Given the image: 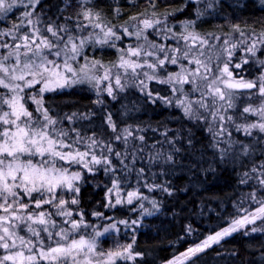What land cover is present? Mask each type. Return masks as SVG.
Listing matches in <instances>:
<instances>
[{
	"label": "trees",
	"instance_id": "16d2710c",
	"mask_svg": "<svg viewBox=\"0 0 264 264\" xmlns=\"http://www.w3.org/2000/svg\"><path fill=\"white\" fill-rule=\"evenodd\" d=\"M93 1L99 12L113 25L126 24L132 17H142L147 9L153 7L173 13L184 2ZM62 2L42 0L36 5L35 12L40 14L41 19L45 12L62 15L78 12L79 5L75 4V0H67L71 6L61 9ZM191 6V3H187L174 14L173 19H193ZM249 8L250 5L237 8V14L250 24H257L260 22L258 16ZM3 19L5 26L0 27V31L12 27L13 18ZM216 20L208 18L207 22L214 25L217 24ZM46 21L40 25L46 27L53 22ZM207 22L200 21L201 25L195 27L207 31L210 27ZM26 27L21 32L27 31ZM249 67L252 66L243 64L240 67L244 71L242 73H246L243 76L255 77L253 69ZM156 88L153 84L150 93H143L137 84L131 86L126 82L122 89L115 88L112 96L102 91L101 97L94 95L93 98L92 91L79 86L69 91L46 92L43 96L44 106L52 112L56 111L57 119L62 120L57 126L67 128L72 139L76 138L77 132L83 137V144L79 145L81 150L94 136L98 142L93 149L95 154L98 157L107 156L111 161L110 165L102 163L93 166L91 173H82L84 179L80 184L78 204L86 217L84 220L91 213L102 214L94 216L97 231L116 224L115 231L106 238V249L103 251L122 250L132 244L134 258L118 259L116 264L165 262L236 218L238 203L243 201L245 208L254 209L256 205L250 204L246 198L249 193L255 191L258 197L264 196V189L257 180L259 172L251 171L254 165L259 166L264 162V133L252 129L251 135H248L242 128L239 130L241 134L237 132V125L259 122L260 118L254 114L241 115L243 108L249 104H260L257 97L250 102L237 101V104L234 99L233 108L227 107L226 100L222 101L221 108L216 107L217 102L213 104L212 97L206 109L193 103V112L187 115L177 101L187 97V100L195 102L204 91L193 92L188 88L186 97H182L170 92L169 88ZM216 110L219 113L213 119L211 113ZM109 115L115 130L107 122ZM219 115L225 119L221 121ZM62 116L73 118L71 122L67 119L63 121ZM228 116L233 117L230 123ZM125 129L131 135H127ZM117 136H120L119 140ZM242 145L248 146L247 155ZM108 147L112 148L111 153L107 151ZM169 156L171 160L167 159ZM105 168L109 170L106 172ZM245 173L249 174L248 178L244 176ZM117 179L121 197L126 198L128 192L136 191L140 198L133 199L131 204L125 206H109L112 205L109 198L114 199V190L110 193L109 189L113 180ZM243 179H247V183H241ZM144 209L151 214H146ZM107 217L109 221L105 222ZM120 221H127V224ZM133 221L136 223L133 224ZM252 227L264 228V225L257 221L255 225L245 226L198 254L194 261L198 264H264V231L252 232Z\"/></svg>",
	"mask_w": 264,
	"mask_h": 264
},
{
	"label": "snow or ice",
	"instance_id": "6c2138e0",
	"mask_svg": "<svg viewBox=\"0 0 264 264\" xmlns=\"http://www.w3.org/2000/svg\"><path fill=\"white\" fill-rule=\"evenodd\" d=\"M40 0H0V15L6 16L12 12L14 8L23 6V11L19 24H13L10 29L0 31V37L10 36L13 43L0 42V249L4 250V254L0 255V264H116L118 259L132 260V244L123 247L122 250L108 252H97L96 239L89 238L86 235L80 234L81 230H85L89 225L85 224L82 213L80 219H71L72 211L67 210L66 206L71 203L76 205L78 199L73 196L71 201L63 199L58 190L67 189L72 193L78 194L80 188L77 182L82 179L81 171L72 170L73 165L82 166L88 172L93 171V166L105 164L110 165L111 161L107 156L98 157L93 149L97 147V140L90 137V143L84 144V150L80 146L83 144V137L77 132L76 138L72 139L68 132L58 129L57 124L62 123L61 119L53 118L49 114V109L44 107L43 93L54 91L59 88H64L77 83H93L94 87L99 88L102 81L109 80V70L105 69V74L102 77L92 75V71L97 66L103 67L99 61H93L91 66L88 63L81 65L79 70L72 66L71 62H75L80 56L81 50L85 43L91 40V36L79 38L73 35V28L67 23L56 24L54 21L49 22L42 30L38 25L43 23L40 14L35 12L36 5ZM66 6H71L67 4ZM211 7V4L209 5ZM31 9V10H28ZM119 12V9L116 10ZM82 15L88 24L93 28H99L103 32V39H97L96 43L101 45H109L115 47V44H109L113 38L120 40L121 36L114 31L115 26H102L101 23L94 22L99 20L97 13L95 18L91 9H84L78 13ZM202 15V13H198ZM66 20L70 17H66ZM131 19L135 20L136 17ZM143 28L135 33L139 39L145 29L153 28L154 25L161 23L160 20L144 19L141 21ZM195 21H188L185 27L194 24ZM30 26L28 31L23 35L18 33L25 27ZM87 25L76 23L75 28L78 31H83ZM235 31L240 30L239 25H233ZM169 31H171L169 29ZM51 34V37L56 38V43H53L48 36L43 33ZM63 33L64 35H61ZM126 35H132L127 28H124ZM243 36L244 33L240 32ZM67 37L66 39L64 37ZM184 40L192 39L194 42L199 40L201 47L208 44L207 39L189 33L188 35L181 34ZM144 39L147 41V37ZM15 41H20L19 43ZM227 44V41H225ZM259 43L264 45V38L259 39ZM62 45V47H61ZM155 47V45H151ZM237 45H231V49H235ZM47 50V53L45 52ZM246 52L253 56L256 54V42L247 47ZM143 51V45L127 49L129 56H140ZM165 53L163 59L158 58V65L163 66L165 61H170L175 65L178 63L176 55L169 57L163 46L159 49ZM174 53L180 49L172 50ZM192 51L191 47L183 53L185 58ZM229 60L233 55L232 50L225 49ZM145 56L155 55L153 52H143ZM205 53L201 51L199 56H193L189 64H195L193 69L185 68L181 65L180 72L169 74L167 80L160 81L161 83H175L183 86L184 84H192L193 92L201 91L197 80L204 82L206 92H202V98L199 101H190L186 99L178 100V106L183 107L185 114L191 115L193 112V103L199 105L200 108H207L208 105L203 102V96L208 95L213 98L218 97L221 101L227 102L228 108H233V97L236 89L256 90L253 95L260 98V104L253 106L249 104L243 108L241 113L254 114L260 118L257 123L247 125H237V130L241 128L245 133L251 135L252 129H259L264 133V75H261L256 80L234 79L232 71L229 70L228 64L220 70V74L209 82V76L212 74V68L203 57ZM49 56L61 58L49 59ZM87 59V58H85ZM208 61L211 57L206 58ZM243 63L247 64L248 60L244 59ZM264 65V61H260ZM120 68L125 71L131 69L133 73L136 69L143 68V64H139L131 59L121 57L119 64ZM147 67L156 69L157 64L148 63ZM240 64H236L235 68L239 69ZM203 69V72H201ZM68 74H71L69 76ZM149 80L154 79V76L144 73ZM227 78H223V77ZM42 84L38 93L31 95L27 94L26 90L32 89L35 85ZM117 87L123 88L121 78L115 79ZM143 84V81H141ZM107 93L112 95L113 88L109 84ZM177 91V89H173ZM39 95V98H37ZM32 101L36 107L30 111L27 102ZM170 102V101H169ZM215 104V99H213ZM7 108V110H4ZM34 112L36 115H34ZM219 110L211 113L213 119L218 116ZM75 115V114H73ZM72 116H66L63 119L72 120ZM203 119V117H200ZM219 119L223 121L225 117L219 115ZM231 121L233 117L228 116ZM107 122L115 130V125L112 123L111 115L108 116ZM211 130V129H209ZM72 131H76L73 129ZM127 135H131L128 129L124 130ZM222 133H217L221 135ZM127 137H125L126 139ZM117 140L120 136L116 137ZM139 139L143 140V137ZM245 155L248 154V146L242 145ZM107 151L112 152V148L108 147ZM224 151L222 150V155ZM117 156L120 153H116ZM171 160V156L167 158ZM109 168H105L107 172ZM253 173L259 172L257 180L261 189H264V162L259 166H253ZM143 173V169L140 170ZM246 178L249 177L245 173ZM241 183H247V179H243ZM116 192V204H121L123 201L119 197L120 187L119 181L113 180L111 193ZM139 193L136 191L127 193V203L131 204L133 199H138ZM250 204L257 205L253 208H245L243 201L236 205L237 217L233 218L227 227L217 231L214 235H209L200 244L188 248L179 256L174 257L168 264H185L197 253L203 252L206 248L214 243H219L224 237L230 236L232 233L245 228L247 225H255L260 221L264 225V196L258 197L253 191L246 197ZM27 199L28 202H25ZM44 206L54 208L55 212L41 210ZM109 206H113L109 204ZM155 207V202H153ZM146 214H151L147 209H144ZM100 216L101 213H93ZM53 216L67 217L61 221V224L67 225L62 227L57 224ZM127 224V221H120ZM133 224L136 222L133 221ZM59 228L58 231L54 229ZM110 229H116V224H110L102 232H96L95 236H101L108 233ZM252 232L264 231V228L252 227ZM25 232L26 235H20V232ZM78 237V238H77ZM135 255H140L136 253Z\"/></svg>",
	"mask_w": 264,
	"mask_h": 264
},
{
	"label": "rangeland",
	"instance_id": "374dc122",
	"mask_svg": "<svg viewBox=\"0 0 264 264\" xmlns=\"http://www.w3.org/2000/svg\"><path fill=\"white\" fill-rule=\"evenodd\" d=\"M42 0H40L41 2ZM27 0H25V3ZM193 2V3H192ZM187 3H191V8H193L194 11V18L193 19H183L181 21L173 19L175 18V13L181 11L183 6H185ZM67 0H63L61 4V9L63 7H66ZM75 4L79 5L78 12L71 13V15H62L57 14L55 12H45L43 15L44 18H42L43 22L52 20L56 21V23L59 24H65L67 23L70 27L73 28V35L78 36L79 38H85L91 36V40L86 42L84 47L81 50L80 56L77 57L75 62H71L72 66L79 70L81 65L88 63L89 66H91V63L93 61H99L103 67L97 66L96 69L92 71V75H95L97 77H102L105 74V69L109 70V80L102 81L99 85V88L94 87L95 82L93 83H77L72 84L71 86H67L64 88H59L54 90L55 92L58 91H69L72 90L74 87L77 86L84 88L88 91H92V95L94 98V95L96 97H101V92L104 91L107 94V87L109 84L112 85L113 93H115V88L117 87L115 84V79L117 76L121 78V84L125 85L126 82H128V85H135L137 84L141 91L143 93H150L151 89L150 87L154 84L157 88L158 87H166L169 88L170 92L174 93L175 95H180L182 97H186L188 88L190 90L193 89L192 84H184L183 86L173 83H161L162 80H167L169 74H174L177 72H180L181 65H183L185 68L193 69L196 67V65L189 64V61L192 60L193 56H199V53L203 51L205 55L203 57H199L202 60H206L212 68V74L209 76V82L211 79H214L217 75L220 74V70L224 67L225 63L228 64L229 70L233 73L234 79H241L240 77L236 76V73L239 72L237 68H235L236 64H240L241 66L245 63H243L244 59L248 60L247 64H250L252 67H249V69H253V75L255 77L250 79H244V80H256L261 75H264V65L260 63V61H264V45L259 43V39L264 38V0H184L183 4L175 10L173 13H170L168 10H159L156 9L157 7L150 8L149 10L145 12L146 15L142 17H137L135 20L131 19L126 24H120V25H113L111 21L108 20V18L105 19L104 15H102L101 12L97 9L96 4H94L93 0H75ZM74 4V5H75ZM185 4V5H184ZM211 4V7L209 6ZM246 5H250L249 10L254 11L255 15L258 16V19L260 22H257V24H250V21L243 20L240 16V14H237V8L243 9ZM84 9H91L93 13V17L95 18L96 14H99V20L94 22L101 23L102 26L107 27H113L114 31L117 32V35L121 36L120 40H115L114 38L109 41V44H115V47H110L109 45H101L97 44V39H103V32L99 28H93L91 25L88 24V21L84 19L82 15H78V13L82 12ZM25 11V8L23 6H20L19 8H14L12 12L8 13L6 16L0 15V27L5 26V19L11 17L13 24H19L20 17ZM198 13H202V15H198ZM175 14V15H174ZM245 14V13H244ZM66 17H70V19L66 20ZM208 18H215L217 24H209L207 22ZM149 19V20H160L161 23L158 25H154L153 28L145 29L140 38L138 39L135 33L139 31L141 28H143V25L141 23L142 20ZM46 21V22H47ZM188 21H195L194 24L188 25L187 28L185 27V23ZM200 21L207 22L209 27V30L202 31L201 29H197L196 25H201ZM76 23H81L84 25H87V27L84 28L83 31H78L75 28ZM43 25V24H42ZM38 25L42 30L45 28V26ZM233 25H239L240 30L235 31L233 29ZM27 29L30 28V26L26 25ZM11 28V27H10ZM124 28H127L129 33H132V35H126L124 33ZM169 29L171 31H169ZM25 30L22 32L20 31V35H23ZM28 31V30H27ZM240 32H243L244 35L241 36ZM18 33V34H19ZM189 33H192L193 35H196L200 37L201 39H207L208 44L201 47L200 41H193L191 38L188 40H184L181 37V34L188 35ZM44 35L48 36L49 39L53 41V43H56V38L51 37V34L44 32ZM61 35H64L61 33ZM147 37V41L144 39V37ZM67 38L66 36L64 37ZM1 42H8L13 43L12 38L10 36L2 37L0 38ZM227 41V44L225 43ZM19 43L20 41H15ZM253 42H256V54L253 56L251 53L246 52V48L251 46ZM237 45L235 49H231V45ZM143 45V51L140 56H129L127 53V49L129 47L136 48ZM151 45H155V47H152ZM163 46L165 49V52L169 57L172 55H176L178 59V63L173 65L170 63V61H165V64L163 66L158 65V58L163 59L165 53H162L159 51L160 47ZM62 47V45H61ZM191 47L192 51L189 53L188 57L185 58L183 56V53L188 50V48ZM179 48L180 51L174 53L172 50ZM225 49L232 50V57L231 60H229L228 54L225 51ZM0 51H3L0 49ZM47 53V50H45ZM143 52H153L155 55L152 56H145L143 55ZM123 56L124 59H131L139 64H143V68L136 69V72L133 73L131 69H128L125 71L124 68H120L119 64L121 61V57ZM211 57V60L208 61L206 58ZM87 58V59H85ZM49 59H57L58 61L61 60V58H56L49 56ZM148 63L157 64L156 69H150L147 67ZM148 73L150 76H154V79L149 80L147 76L144 75V73ZM201 72H203V69H201ZM71 76V74H68ZM223 78H227L226 76ZM141 81H143V84H141ZM197 84L199 85L201 91L206 92L207 89L204 88V82L197 80ZM188 86V87H187ZM42 87V84L35 85L32 89L26 90L27 94L31 95L33 93H38L39 88ZM156 88V89H157ZM177 89V91H173V89ZM0 91H3V89H0ZM235 95L233 97V100L235 99V103L237 104V101L240 102H250V100H254V97L256 96L257 99L260 101L259 96L253 95V93L256 92V90L245 92V94H239V90H234ZM46 93V92H45ZM43 93V96L44 94ZM190 94V93H189ZM110 95V96H112ZM37 98H39V95H37ZM202 98V97H201ZM201 98H197L196 101L201 100ZM212 98V96L205 95L203 96V102L206 104L209 102V100ZM215 102H217L218 108H221L222 101L215 97ZM192 100V99H191ZM261 102V101H260ZM27 106L30 111H33L36 107V105L32 101L27 102ZM45 107V106H44ZM46 108V107H45ZM49 109V108H47ZM4 110H7L5 108ZM237 113V112H236ZM49 114L53 118L58 117V113L56 111H51L49 109ZM34 115L36 113L34 112ZM64 117V116H62ZM60 118V117H59ZM64 121V119H63ZM72 120H69L71 122ZM231 121H228L230 123ZM58 129H62L66 131L67 128H65L62 125H56ZM109 129V128H108ZM68 131V129H67ZM66 131V132H67ZM239 134H241V131H237ZM262 133V132H261ZM72 170L74 171H81L84 174H88L86 169H82V166L79 165H73ZM85 170V171H84ZM91 173V172H89ZM93 172L92 174H94ZM83 176L81 181L83 180ZM81 181L77 182V186L80 188ZM59 195L67 200L71 201L73 196H75L77 199L79 198V193H72L68 191L67 189L60 191L58 190ZM120 193V192H119ZM114 199L109 198L110 201H112V205H124L128 204L127 197H119L123 201L121 204H116V192L114 190ZM107 200V199H106ZM108 201V200H107ZM25 202H28L27 199H25ZM108 203H110L108 201ZM257 206V205H256ZM255 206V207H256ZM67 210L72 211L73 216L71 219H80V214L82 213V218L84 220L85 215L81 209H79V204L73 205L69 203L66 206ZM41 210H47L55 212L54 208H50L49 206H44ZM96 215H93V213L90 214V217L87 220H84L85 224L89 225V227L85 230H81L80 234L86 235L89 238H95L97 241V252H105L102 249H106V238L110 233H113L115 229H110L108 233H104L101 236H95L96 232H102L103 229L100 231H97V228H95V217ZM52 219L56 220L57 224L62 227H67V225L61 224L62 220L69 219L67 217H58L53 216ZM109 221V217L106 218L107 222ZM228 224L224 227H227ZM108 227V226H107ZM106 227V228H107ZM224 227L216 230L215 232H212L208 235H206L201 241L188 246L184 251L185 252L188 248L194 247L197 244H200L202 241H204L209 235H214L217 231L222 230ZM59 228L54 229V231H58ZM235 233V232H234ZM233 234V233H232ZM231 234V235H232ZM20 235H26L25 232H20ZM228 237V236H227ZM78 238V237H77ZM226 238V237H224ZM223 238V239H224ZM221 239V240H223ZM220 240V241H221ZM218 244L214 243L211 246ZM210 246V247H211ZM209 248V247H208ZM206 248V249H208ZM205 249V250H206ZM204 250V251H205ZM117 251V250H115ZM108 252V251H107ZM106 253V252H105ZM180 253L174 255L169 260L162 262L160 264H168L169 261L173 260L174 257H177L180 255ZM201 253V252H200ZM197 253L195 256H192L189 260L185 261V264H198L196 261H194V258L200 254ZM4 254V250L0 249V255Z\"/></svg>",
	"mask_w": 264,
	"mask_h": 264
},
{
	"label": "flooded vegetation",
	"instance_id": "af4514ba",
	"mask_svg": "<svg viewBox=\"0 0 264 264\" xmlns=\"http://www.w3.org/2000/svg\"><path fill=\"white\" fill-rule=\"evenodd\" d=\"M191 1H196V0H191ZM238 70H239V72L236 73V76H238V77H240V78H244V79H250V78H253V77L243 76V75H245L246 73H245V74L242 73V72H244V71L240 70V68H239ZM238 90H239V92H249V91L240 90V89H238Z\"/></svg>",
	"mask_w": 264,
	"mask_h": 264
},
{
	"label": "water",
	"instance_id": "95a60500",
	"mask_svg": "<svg viewBox=\"0 0 264 264\" xmlns=\"http://www.w3.org/2000/svg\"><path fill=\"white\" fill-rule=\"evenodd\" d=\"M240 90L251 91V90H248V89H240Z\"/></svg>",
	"mask_w": 264,
	"mask_h": 264
}]
</instances>
